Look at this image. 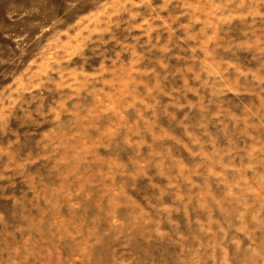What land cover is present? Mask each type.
Returning <instances> with one entry per match:
<instances>
[{"label": "rangeland", "instance_id": "rangeland-1", "mask_svg": "<svg viewBox=\"0 0 264 264\" xmlns=\"http://www.w3.org/2000/svg\"><path fill=\"white\" fill-rule=\"evenodd\" d=\"M0 264H264V0H0Z\"/></svg>", "mask_w": 264, "mask_h": 264}]
</instances>
